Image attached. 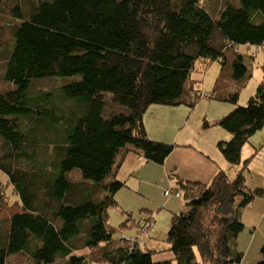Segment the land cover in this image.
Here are the masks:
<instances>
[{"label": "trees", "instance_id": "trees-1", "mask_svg": "<svg viewBox=\"0 0 264 264\" xmlns=\"http://www.w3.org/2000/svg\"><path fill=\"white\" fill-rule=\"evenodd\" d=\"M244 45L264 46V0L227 3L217 16L199 0H0V264L12 257L19 264H241L242 212L264 197V189L246 186L252 159L241 160L264 128V81L219 122L231 134L213 145L226 168L208 184L176 178L164 191L186 206L171 216L168 248L141 246L155 228L151 213L128 214L116 228L109 211L137 181L132 171L121 176L131 155L141 157L139 167L163 165L180 147L149 136L148 108H194L198 61L223 65L212 98L236 103L237 93L222 89L228 77L241 87L250 79L238 52ZM59 79L80 115L57 113L49 94L36 92ZM74 171L83 184L70 178ZM118 232L128 236L115 239ZM165 252L171 257L155 260ZM261 255L264 264V246Z\"/></svg>", "mask_w": 264, "mask_h": 264}, {"label": "rangeland", "instance_id": "rangeland-1", "mask_svg": "<svg viewBox=\"0 0 264 264\" xmlns=\"http://www.w3.org/2000/svg\"><path fill=\"white\" fill-rule=\"evenodd\" d=\"M199 2L214 16H217L227 3H235L236 0H199ZM3 19L5 23L12 24L13 22L7 16H3ZM238 52L244 57V61L248 62L247 66L251 77L243 87L228 77L224 80L225 84L223 83L222 89V91L225 90L224 93L222 92L223 96H231L237 93L236 103L230 100L223 101L212 98L218 81L224 79L221 75L223 65L220 62L198 61L191 73L192 79L197 81L195 83L196 91H198L196 106L190 108L185 104L179 106L151 105L144 114V122L149 136L160 140V142L177 145L188 142L191 135L202 130L209 133L203 137L202 141L207 146L211 138L217 139L215 145L220 140L229 141L231 134L219 126L220 120L237 106H246L250 97L255 95L258 86L264 81V72L261 66L264 60V46L262 48L250 45L239 46ZM36 92L49 94L51 102L49 101L48 107L54 108L59 114H64L68 118L81 114L82 107L80 104L75 99H68L62 93L60 79L51 84L46 83L40 86ZM199 95H205L208 98H202ZM204 125H206L205 128ZM186 154V151L180 150L175 154V157L181 158L182 155ZM250 158L252 160L248 170L244 172L246 186L250 190L264 189V128L253 135L242 149L241 160L245 161ZM238 170L239 167L236 166L231 167L227 172L231 178H234ZM129 171L134 173L137 181H142L140 189L135 184L138 182L134 179H131L129 183L125 181L127 189H123L118 195L119 200H121L120 208H113L109 211V223L118 228L128 218V214L133 219H146V215L151 213L150 216L155 218V228L152 229L150 237L145 235L140 243L141 246L148 243L151 250L159 248L162 250L158 251H163L164 248L169 247L165 240L169 231L171 216L173 213H180L186 209L183 199L164 196V191L172 188L176 179L170 180V174L165 173L162 165L151 162L144 161L142 167L137 164H130L123 168L121 176ZM0 178L6 181L5 175L1 172ZM70 178L78 184L84 183L79 171H74ZM146 211L149 213L147 214ZM242 215L241 220L245 229L238 236V251L243 254V258L245 257L244 264H259L263 258L261 249L264 246V197H257L249 207L243 210ZM127 236L128 233L118 232L115 239ZM249 248L252 250L245 256ZM170 257L171 254L165 252L159 254L155 260L160 261ZM9 261V264L22 263L19 258L15 257ZM24 264L27 262L25 261Z\"/></svg>", "mask_w": 264, "mask_h": 264}, {"label": "crops", "instance_id": "crops-1", "mask_svg": "<svg viewBox=\"0 0 264 264\" xmlns=\"http://www.w3.org/2000/svg\"><path fill=\"white\" fill-rule=\"evenodd\" d=\"M16 22L18 23V20H16ZM200 133H196V136L191 135L188 142H184V144H179L180 147L175 148L171 155L165 160V163L162 165L164 167L165 173H169L170 176L173 175V177H175L172 178V176H169L170 180L181 178L183 180L199 181L208 184L215 176V174L220 170V168H226V165L224 164L225 161L222 159V156L216 151V149H214L213 146L217 139H209V144L207 146L204 142H198L195 139ZM204 133L205 135L209 134L207 132ZM187 143L191 145L188 148L184 147V145ZM180 150L186 151L187 154L182 155L181 158L175 157V154ZM204 155H208L210 159L206 158ZM142 162L143 161L141 157L131 155L128 158L127 163L125 164V167L129 166L130 164L140 165L143 164ZM141 182L142 181H140V183ZM140 185L141 184H139L138 181L139 189ZM251 250L252 248H249L245 256H247V254L250 253ZM245 261L246 260L244 257L241 264H244Z\"/></svg>", "mask_w": 264, "mask_h": 264}, {"label": "clouds", "instance_id": "clouds-1", "mask_svg": "<svg viewBox=\"0 0 264 264\" xmlns=\"http://www.w3.org/2000/svg\"><path fill=\"white\" fill-rule=\"evenodd\" d=\"M241 54V53H240ZM243 57V56H242ZM244 58V57H243ZM204 97H206V98H208V96H205V95H202V98H204Z\"/></svg>", "mask_w": 264, "mask_h": 264}, {"label": "built area", "instance_id": "built-area-1", "mask_svg": "<svg viewBox=\"0 0 264 264\" xmlns=\"http://www.w3.org/2000/svg\"><path fill=\"white\" fill-rule=\"evenodd\" d=\"M204 98H206V97H204Z\"/></svg>", "mask_w": 264, "mask_h": 264}]
</instances>
